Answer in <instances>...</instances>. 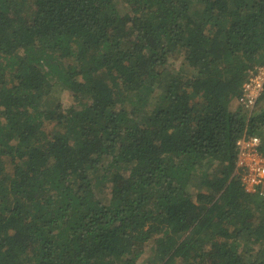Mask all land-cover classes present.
<instances>
[{
	"label": "trees",
	"instance_id": "16d2710c",
	"mask_svg": "<svg viewBox=\"0 0 264 264\" xmlns=\"http://www.w3.org/2000/svg\"><path fill=\"white\" fill-rule=\"evenodd\" d=\"M260 67L264 0H0V264H264Z\"/></svg>",
	"mask_w": 264,
	"mask_h": 264
},
{
	"label": "built area",
	"instance_id": "2783aa9c",
	"mask_svg": "<svg viewBox=\"0 0 264 264\" xmlns=\"http://www.w3.org/2000/svg\"><path fill=\"white\" fill-rule=\"evenodd\" d=\"M263 85L264 67H260L243 83L239 103L251 112L263 90ZM258 145L259 139L256 136L249 138L242 136L237 141V161L234 173L241 175L245 191L258 192L264 197V158L257 153Z\"/></svg>",
	"mask_w": 264,
	"mask_h": 264
},
{
	"label": "rangeland",
	"instance_id": "374dc122",
	"mask_svg": "<svg viewBox=\"0 0 264 264\" xmlns=\"http://www.w3.org/2000/svg\"><path fill=\"white\" fill-rule=\"evenodd\" d=\"M66 94V92L65 91H63L62 92V89H58L57 91H56V93H55V98H56V101H60V99H61V103H64V100L65 99H67V95H65ZM234 107V106H233ZM253 110H256V108L255 109H253ZM259 139V138H258ZM235 172V171H234ZM263 185H264V183H263ZM147 264V263H146Z\"/></svg>",
	"mask_w": 264,
	"mask_h": 264
}]
</instances>
